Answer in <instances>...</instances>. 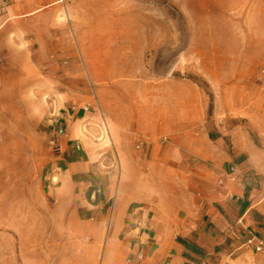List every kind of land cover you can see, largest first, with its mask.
Segmentation results:
<instances>
[{"label":"crops","instance_id":"obj_1","mask_svg":"<svg viewBox=\"0 0 264 264\" xmlns=\"http://www.w3.org/2000/svg\"><path fill=\"white\" fill-rule=\"evenodd\" d=\"M7 2L0 13V137L6 105L26 113L19 105L30 101L42 105L37 121L54 114L46 124L57 121L65 133L60 152L47 156L43 207L25 219L15 209L9 242L0 205V264H264L256 249L264 239V148L243 125L264 136L255 96L221 106L230 91L220 96L207 68L213 101L196 80L173 74L182 63L164 64L167 50H158L151 72L144 49L116 55L98 40L82 42L72 79L71 69L59 71L58 57L73 55L71 9L82 0ZM236 34L252 41L236 55L255 49L251 26ZM75 83L82 105L63 101L53 109L47 91L57 87L65 96ZM233 164L236 180L228 176ZM116 167L113 190L108 169Z\"/></svg>","mask_w":264,"mask_h":264},{"label":"rangeland","instance_id":"obj_2","mask_svg":"<svg viewBox=\"0 0 264 264\" xmlns=\"http://www.w3.org/2000/svg\"><path fill=\"white\" fill-rule=\"evenodd\" d=\"M74 1L78 3L79 0ZM250 26L259 37L255 49L248 55H236L238 49L252 44L250 40L236 38L239 35L236 33L241 34ZM95 40L103 50L111 44L116 55L123 50L137 54L144 49L143 63L151 68V72H154L158 50L160 53L167 50L164 64L170 67L181 62L182 68L173 74L196 80L206 90L210 101H213L214 93L206 74H202L204 68L212 72L215 91L220 96L226 95V88L230 91L221 100V106L231 100L238 104L242 97L250 94L260 102L259 107L264 113V0H82V8L75 6L71 9L73 55L58 57L59 71L63 67L71 69L73 79V60L82 62V42L89 44ZM192 46L199 54L191 51ZM211 48L223 50L224 54H202ZM68 60L72 63L67 64ZM130 77L127 72L126 78ZM58 90L56 87L47 91L46 97L54 102L53 109L63 101L74 106L82 105V87L78 83L67 91L65 89V96ZM16 106L13 103L6 105V136L0 137V205L7 209V229L11 234H8V242L15 234L9 224L19 218L14 216L15 209L21 210L25 219L35 218L30 215L32 208L43 207L40 197L46 192V161L48 153L52 152L48 135L51 125L46 123L54 114L40 122L36 116L42 113V105L33 101L19 105L28 107L26 113ZM31 112L35 119L22 122L21 116L26 119ZM244 122L254 141L264 148L261 140L264 136H259ZM3 143L6 144L5 150H2ZM108 170L115 176V190L121 169ZM7 250L12 255L14 248L8 247Z\"/></svg>","mask_w":264,"mask_h":264},{"label":"built area","instance_id":"obj_3","mask_svg":"<svg viewBox=\"0 0 264 264\" xmlns=\"http://www.w3.org/2000/svg\"><path fill=\"white\" fill-rule=\"evenodd\" d=\"M7 0H0V13L7 7ZM264 72V70H263ZM50 136H49V145L53 152H60L61 144L59 142L60 137H62L65 133V128L62 125H59L57 121H52L50 123ZM238 166L236 164L231 165L230 170L228 172V176L231 180H236L238 178ZM251 242V240L249 241ZM257 251H264V239H261L257 246Z\"/></svg>","mask_w":264,"mask_h":264}]
</instances>
